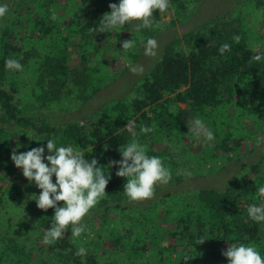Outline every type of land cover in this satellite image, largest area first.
<instances>
[{
    "label": "trees",
    "instance_id": "trees-1",
    "mask_svg": "<svg viewBox=\"0 0 264 264\" xmlns=\"http://www.w3.org/2000/svg\"><path fill=\"white\" fill-rule=\"evenodd\" d=\"M12 1L22 11L0 21V208L9 193L6 184L21 171L10 158L13 150L43 146L47 155V140L54 139L58 147L71 146L84 152L86 159L96 158L100 166H107L121 159L119 148L132 139L125 126L134 121L133 130L148 155L160 157L172 174H179L183 163L171 153L170 144H178L179 152L186 150L183 139L191 136L187 133L190 121L211 119L217 125L220 119L225 124L232 108L239 120L243 116L264 119V90H258L264 88V58L250 62L251 56L264 53V46L253 40L252 25L239 13L213 19L186 35L187 52L168 46L134 98L113 101L85 121L54 122L42 112L63 107L72 97L79 102L100 91L105 73L90 69L89 64L105 48L103 40L116 41V52L123 53L124 40L145 43L156 36L155 27L163 16L173 10L186 15L200 0H169L165 12L154 11L153 26L135 35V21L107 33L92 31L103 14L110 12L109 4H118V0ZM251 1L250 13L264 22V0ZM235 35L240 36L239 43L233 40ZM224 43L231 49L221 55L219 48ZM73 48L79 50L77 68L70 65ZM10 57L19 60L22 72L6 70L5 60ZM20 76L27 82L25 92L19 86ZM243 89L258 100L252 108L251 101L247 107L242 103L244 95L239 93ZM75 90L80 93L75 95ZM141 125L155 130L142 133ZM223 133L216 148L230 153L233 149L228 143L233 135ZM243 169L223 189L161 195L164 187L158 183L154 196L138 209V204L126 203V178L117 177L118 167L112 166L108 168V195L99 200L92 210L95 215L88 219L100 229L96 238L83 241L87 226L86 233L74 240L70 225L58 243L40 248L54 209L40 210L33 201L28 208L33 214L30 226L21 219V228L11 225L12 231L0 235V264H228L221 253L229 243L252 245L264 258V223L252 221L247 214L249 204H264L257 192L264 186V162ZM36 190L39 195L40 189ZM14 202L20 204L17 195ZM97 230L92 229V234ZM200 239L205 242L196 244ZM80 247L87 250L85 256L75 255Z\"/></svg>",
    "mask_w": 264,
    "mask_h": 264
},
{
    "label": "rangeland",
    "instance_id": "rangeland-1",
    "mask_svg": "<svg viewBox=\"0 0 264 264\" xmlns=\"http://www.w3.org/2000/svg\"><path fill=\"white\" fill-rule=\"evenodd\" d=\"M3 4L8 5V12L5 17L0 18L1 22L11 19L12 15L16 17L18 12L22 11V8L20 11L18 10L20 8L12 0H0V5ZM251 6V0H200L198 3L191 5V9L186 15L178 14L174 10L171 11L163 16L155 27L158 31L153 38L158 42L155 57H149L144 54L145 43L142 44V42L139 44V42L135 41V46L132 49L119 54L115 50L116 41L103 40L102 44H104L105 48L89 64L90 69L96 68L105 73V77L100 82V91L94 96H89L86 100H80L79 102L72 97L70 101L64 102V108L56 106L50 111H43L42 113L46 114L48 119L60 124L71 121H85L95 117L99 109L113 101L134 98L137 96L136 89L153 66L161 59L164 50L168 46L173 45L176 49L187 52L186 35L199 30L205 24L218 17L229 19L239 13L245 14L248 23L252 25L253 40L260 43L259 46H264L262 38L264 22H261L260 16L255 19V14L250 13L252 12L250 10ZM135 24L137 23L133 22L132 32L134 35L138 33ZM23 33L26 32L23 31ZM78 53V49H71L70 65L72 68L80 66ZM133 67H142L143 72L133 73L131 70ZM19 80V86L25 92L27 87L25 78L20 76ZM258 90H264V88L260 87ZM77 93H80V91L75 90V95ZM239 95H244L242 103L244 102L246 107L250 101L252 102L250 108L258 103L256 102L257 98L254 97L250 90L243 89ZM180 106L186 108L185 105ZM233 111L234 108L228 111L225 124L221 123L220 119H217V125L213 124L211 119L204 121L215 135L213 141L205 143L203 137L197 138L192 135L184 138L183 144L186 148V158L184 149L180 150V153L176 146L178 144H170L171 153L179 155L180 158L177 156V160L182 162L183 165L179 169V174H172V180L169 183H161L164 187L161 195L164 193H173V195L187 194L190 191L201 188L223 189L225 186L231 185V182L241 175L246 165L264 162V119L243 116L239 120L238 115L233 114ZM223 132H231L230 134L233 135L234 139L228 143L233 149L230 153L216 148L221 143ZM8 182L10 184L5 186L9 190L6 204L0 208V235L7 233L10 229L12 231L11 225L17 229L21 228L19 225L21 219L26 220L27 226H30L29 223L33 219V214L28 208L33 204L34 200L32 199L35 198L32 195H37L35 183H29L23 176L22 170L16 178L10 179ZM14 186L18 188L20 194L17 193ZM11 187H13L12 191H10ZM16 195L20 201L19 205L14 202ZM126 199V203L129 204L130 201L127 196ZM131 203L133 205L138 204V209H141L146 205L147 200ZM97 204H99V201ZM92 210L85 218L86 225L89 228L86 231L87 233L85 232L83 241L96 238V234H99L98 232L100 231V229L97 230L94 222L88 221L90 217L95 215ZM96 221L98 223L99 220ZM92 229L97 230L94 235L92 234ZM28 233H31V231H28ZM44 245L42 236L40 248ZM37 253L39 255L40 251L37 250Z\"/></svg>",
    "mask_w": 264,
    "mask_h": 264
},
{
    "label": "clouds",
    "instance_id": "clouds-1",
    "mask_svg": "<svg viewBox=\"0 0 264 264\" xmlns=\"http://www.w3.org/2000/svg\"><path fill=\"white\" fill-rule=\"evenodd\" d=\"M170 7L169 0H119V3H110V12H106L99 20L98 26L92 28L94 33H107L122 28L126 22H138L136 30L151 28L155 22L154 11L165 12ZM8 5H0V18L5 17ZM52 19H55L53 14ZM233 40L239 43L240 36L235 35ZM135 46L134 40H124L122 49L125 51ZM158 42L148 38L144 44V54L156 56ZM231 46L224 43L220 46L221 55L230 51ZM264 58V53L258 52L251 56L250 62H258ZM6 70L23 71V65L15 58L5 60ZM133 73H142L143 68L133 67ZM134 121H128L125 128L131 133V141L119 148L121 159L109 161L107 166H100L96 158L86 159L85 153L71 146H57L54 139H48L45 147H35L29 151L17 152L13 150L11 160L22 170L23 176L29 183H35L40 189L39 195L33 194L37 207L47 211L54 209L51 217V227L47 229L43 243L55 245L62 238L63 233L71 225V235L75 240L85 233L87 225L85 218L107 194L106 187L111 179L108 168L117 166V177L126 178L124 193L130 202L145 201L154 196V188L158 183L167 184L172 180L171 171L165 167L158 156L148 155L147 148L137 138L133 130ZM188 132L197 138L203 137L204 142L215 139L213 131L200 118H195L187 125ZM154 127L140 126V132L150 133ZM107 145H105V151ZM46 161V162H45ZM107 169V171H105ZM55 177V182H53ZM258 194L264 197V186L257 189ZM31 196V197H32ZM60 202H63L62 206ZM249 218L256 223H264V204H249L247 206ZM200 239L196 244H203ZM87 250L80 247L75 255L85 256ZM227 258L228 264H264L259 251L252 245L244 243H229L221 253Z\"/></svg>",
    "mask_w": 264,
    "mask_h": 264
}]
</instances>
